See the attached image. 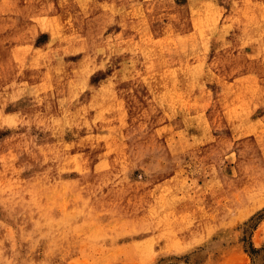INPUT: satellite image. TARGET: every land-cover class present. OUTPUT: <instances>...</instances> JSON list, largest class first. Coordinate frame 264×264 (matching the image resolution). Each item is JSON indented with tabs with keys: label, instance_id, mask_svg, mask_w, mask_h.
Masks as SVG:
<instances>
[{
	"label": "rangeland",
	"instance_id": "rangeland-1",
	"mask_svg": "<svg viewBox=\"0 0 264 264\" xmlns=\"http://www.w3.org/2000/svg\"><path fill=\"white\" fill-rule=\"evenodd\" d=\"M0 264H264V0H0Z\"/></svg>",
	"mask_w": 264,
	"mask_h": 264
}]
</instances>
